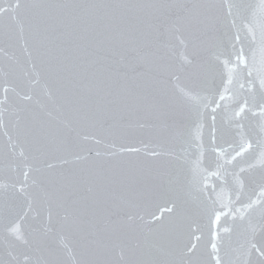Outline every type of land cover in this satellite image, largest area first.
Returning a JSON list of instances; mask_svg holds the SVG:
<instances>
[{
  "label": "snow or ice",
  "instance_id": "1",
  "mask_svg": "<svg viewBox=\"0 0 264 264\" xmlns=\"http://www.w3.org/2000/svg\"><path fill=\"white\" fill-rule=\"evenodd\" d=\"M0 264H264V0H0Z\"/></svg>",
  "mask_w": 264,
  "mask_h": 264
},
{
  "label": "water",
  "instance_id": "2",
  "mask_svg": "<svg viewBox=\"0 0 264 264\" xmlns=\"http://www.w3.org/2000/svg\"><path fill=\"white\" fill-rule=\"evenodd\" d=\"M225 140L230 141L231 140V137H225ZM218 142L221 144L222 147H228V144L227 143H225L223 141H218ZM214 180H215V178H212V180L210 181V183L212 181H214Z\"/></svg>",
  "mask_w": 264,
  "mask_h": 264
}]
</instances>
